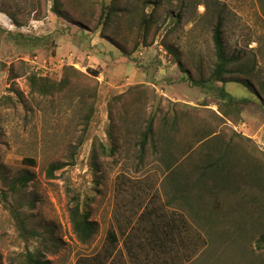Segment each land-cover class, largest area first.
Masks as SVG:
<instances>
[{"label":"rangeland","instance_id":"obj_1","mask_svg":"<svg viewBox=\"0 0 264 264\" xmlns=\"http://www.w3.org/2000/svg\"><path fill=\"white\" fill-rule=\"evenodd\" d=\"M148 1L0 0L6 17L0 18V264H22L28 251L46 253L51 264H98L106 257L105 264H264V217L254 224L247 214L239 216L238 193L211 197L213 215L226 210L230 218L235 213V222L228 221L225 228L213 224L217 216L196 217L180 198L174 199L175 176L195 183L194 164L202 162L203 143L186 153L188 144L208 131L234 151L235 145L244 150L253 159L252 173L264 179V98L242 84L228 83L230 95L254 103L240 105L225 120L219 93L192 81L212 73L213 12L224 9L228 55L253 64L264 84V0H158L157 6L144 8ZM113 9L120 12L105 20ZM144 11L154 14L153 42L147 47L139 46ZM158 45L164 46L163 54ZM70 68L77 72H70L64 91L44 97L31 90L30 75L59 83ZM190 106L211 110L192 112ZM177 113L182 122L193 115L200 123L187 135L179 131L185 136L180 143L169 126L168 141L162 127L164 119L170 125ZM150 116H155L160 137L142 155L139 142ZM53 164L63 168L49 178ZM25 174L32 181L16 196L8 185ZM226 182L235 188V179ZM258 185L252 190L239 184L240 194L262 197L256 214L264 213V189ZM229 194L235 197L227 198ZM77 200L98 225L86 245L70 221ZM11 207H18L28 231L38 236H21ZM152 210H159L163 222L175 211L187 216L185 241L166 250L139 249L145 244L140 218ZM111 231L117 243H111ZM126 243L137 261L127 256Z\"/></svg>","mask_w":264,"mask_h":264},{"label":"trees","instance_id":"obj_2","mask_svg":"<svg viewBox=\"0 0 264 264\" xmlns=\"http://www.w3.org/2000/svg\"><path fill=\"white\" fill-rule=\"evenodd\" d=\"M158 0H152L146 2L144 8L147 5H158ZM118 9H113L109 13L105 14V20H111L113 15L118 14ZM225 10L219 9L213 12L214 17V29H213V45L214 51L216 55V62L214 63L211 75L206 78L204 75L201 76L197 81H193V85L196 87L217 91L219 93V97L225 102L224 106L226 110H220V114L222 118L227 120L232 115V112L239 111L240 105H249L254 102L249 99H236L232 95L229 94L226 90V85L228 83H239L247 88H249L253 93H257L258 97H263L260 89L257 84L261 87L264 92V84L260 82L256 77L255 68L253 64H249L247 62H241L243 60L240 56H229L227 53V47L224 42V25H225ZM181 15H177V18H180ZM16 24L20 25L17 20H14ZM154 26V14H147L145 11L143 12V21H141L140 30L142 32V37L140 39L141 43L139 46H149L153 41H149V34L151 28ZM118 48L125 55L130 56L131 53L125 51L124 47L116 44ZM138 46V48H139ZM162 46V45H161ZM164 48V46H162ZM165 49V48H164ZM142 54V53H140ZM77 72L74 68H70V71L64 74L61 82H50L46 78H38L36 75L32 74L29 77L31 90L33 92L39 93L44 97H53L58 92L64 91L65 88L70 84V72ZM93 75L97 76V72H93ZM253 80L258 81L254 82ZM217 84H221L220 87H216ZM256 94V95H257ZM264 103V100H263ZM264 105V104H263ZM189 110L192 112H199L203 110H211L207 109L205 106L201 107H189ZM212 114L216 112L213 110L210 111ZM239 113V112H238ZM218 114V113H216ZM239 115V114H238ZM220 122L222 119L216 118ZM173 122L169 125L164 119L162 121V127L165 133L169 134L167 127L171 128L173 133V140L175 143H180L185 139L184 133H180L179 131H184L185 134H188V131L191 128L199 127L200 123L191 115L190 117L184 118L182 122V117L179 116V113L173 116ZM211 131L206 132V135L203 137H198V141L196 143L188 144V148L186 153H190L195 146L200 144L204 147V153L201 155L200 164H194V174L198 175L195 178V183H191L190 179L185 175H176L175 178L179 182L177 189V197L174 199L180 198L184 203V208L191 214H194L196 217L201 215H211L207 218H211L217 216L219 221L214 219L213 224H220V228H225L226 223L228 221L235 222V213L232 214V217H228L226 210L219 211V215H213L212 210L209 209L211 197L213 194L226 193L228 190H232L236 194L237 197V205L236 208L238 212H236L239 216L242 213L247 214L249 217V221L256 224L257 217H264V213L256 214L261 206H262V197L257 196H246L240 194L239 184L252 186V190L260 189L255 188L253 185L261 184L264 189V179L261 176V173L257 172L256 174L252 173L251 159L244 152L235 145V151L231 147V145H227L225 141L215 133H209ZM177 133L175 136L174 134ZM199 135V133H198ZM160 134L157 131L155 116H150L147 121L146 129L141 134V140L139 142L140 152L142 155L145 153V149L147 144L152 143L153 146L156 147L158 138ZM165 139V138H164ZM168 141H171V136L169 134ZM184 143H187L184 141ZM199 160V161H200ZM28 162L34 164L35 162L31 159ZM63 168V165L53 164L49 167L47 175L49 178H54L55 173ZM226 179H235V188L231 189L230 184L222 183ZM32 181V177L25 174L17 177L10 185H8L10 192L14 195H19L24 189L27 188L28 184ZM263 181V182H262ZM216 188L218 191H216ZM193 191L195 194H193ZM193 195H195V199H193ZM234 194H229L227 198H234ZM235 209V203L232 204ZM225 207L227 206V201L225 202ZM257 208V209H255ZM225 209V208H224ZM229 209V208H228ZM262 209V208H261ZM212 212V213H209ZM11 214L15 221L18 224V228L20 230V234L22 237L27 238L29 235L38 236L34 232H30L27 229V224L25 218L22 216V213L19 211L18 207H11ZM159 214V210H152V212H145V214L140 218L141 222L138 225L145 226V237H144V246H140L139 249L143 250L146 246L150 250H166L169 247H172L176 241H185L186 237H184V231L186 224L190 226V222L187 216L180 212H174L171 214L168 221H161V218L157 216ZM246 217V218H247ZM255 217V218H254ZM228 218V219H227ZM70 221L72 224L73 232L76 235L78 241L84 245L89 244L98 232V225L96 222L91 220V213L88 210L82 208L79 200L76 201L74 207L70 209ZM149 223V224H148ZM141 227V226H140ZM191 228H189L190 230ZM192 231H194L192 229ZM108 237L110 238L111 243H117L118 239L114 232H110ZM127 256L133 260L137 261L139 259L138 255L135 253L134 249L130 247V243H126L125 245ZM110 250V249H109ZM109 257H106L104 260H97L98 264H105V261ZM96 261V260H95ZM22 264H51V261L48 259L46 253H42L41 251H28L25 256Z\"/></svg>","mask_w":264,"mask_h":264},{"label":"bare ground","instance_id":"obj_3","mask_svg":"<svg viewBox=\"0 0 264 264\" xmlns=\"http://www.w3.org/2000/svg\"><path fill=\"white\" fill-rule=\"evenodd\" d=\"M0 18L3 19V20H6V17L3 14H1V13H0Z\"/></svg>","mask_w":264,"mask_h":264},{"label":"built area","instance_id":"obj_4","mask_svg":"<svg viewBox=\"0 0 264 264\" xmlns=\"http://www.w3.org/2000/svg\"><path fill=\"white\" fill-rule=\"evenodd\" d=\"M158 48H159V50H160V53L163 54V52H164L163 48L160 47L159 45H158Z\"/></svg>","mask_w":264,"mask_h":264}]
</instances>
